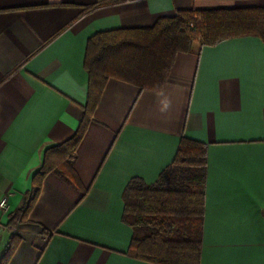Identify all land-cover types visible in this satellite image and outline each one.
I'll list each match as a JSON object with an SVG mask.
<instances>
[{
	"label": "crops",
	"instance_id": "1",
	"mask_svg": "<svg viewBox=\"0 0 264 264\" xmlns=\"http://www.w3.org/2000/svg\"><path fill=\"white\" fill-rule=\"evenodd\" d=\"M264 0H0V256L8 264H152L132 257L123 192L152 185L182 136L207 146L200 264H264V43L256 36L178 52L162 90L109 78L68 158L49 172L26 220L15 216L45 151L76 131L97 32L146 27L179 10ZM14 217V218H13Z\"/></svg>",
	"mask_w": 264,
	"mask_h": 264
},
{
	"label": "trees",
	"instance_id": "2",
	"mask_svg": "<svg viewBox=\"0 0 264 264\" xmlns=\"http://www.w3.org/2000/svg\"><path fill=\"white\" fill-rule=\"evenodd\" d=\"M194 23L195 30L188 26ZM256 36L264 43V8L236 7L179 10L146 27L97 32L86 45L84 67L88 71V98L75 133L48 148L32 178V189L18 220H26L37 200L42 182L51 171H62L76 180L68 158L90 124L101 92L109 78L132 83L140 90H162L178 52L237 37ZM206 144L182 136L173 161L152 185L132 178L123 192V221L132 229L128 253L152 264H200ZM14 218V217H13ZM20 237L13 234L0 256L8 264Z\"/></svg>",
	"mask_w": 264,
	"mask_h": 264
},
{
	"label": "built area",
	"instance_id": "3",
	"mask_svg": "<svg viewBox=\"0 0 264 264\" xmlns=\"http://www.w3.org/2000/svg\"><path fill=\"white\" fill-rule=\"evenodd\" d=\"M188 26L195 30L196 28L194 27V23L193 21L192 22H189L188 23ZM7 208V196H3L1 199H0V211L4 210ZM0 231H1V225H0Z\"/></svg>",
	"mask_w": 264,
	"mask_h": 264
}]
</instances>
